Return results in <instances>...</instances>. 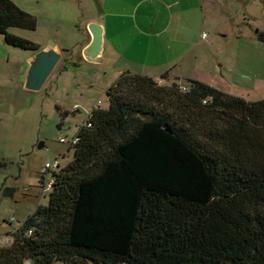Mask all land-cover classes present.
Returning a JSON list of instances; mask_svg holds the SVG:
<instances>
[{"label":"trees","instance_id":"obj_1","mask_svg":"<svg viewBox=\"0 0 264 264\" xmlns=\"http://www.w3.org/2000/svg\"><path fill=\"white\" fill-rule=\"evenodd\" d=\"M14 27L38 18L0 0L6 43L41 49ZM184 82L112 83L0 264H264V98Z\"/></svg>","mask_w":264,"mask_h":264},{"label":"crops","instance_id":"obj_2","mask_svg":"<svg viewBox=\"0 0 264 264\" xmlns=\"http://www.w3.org/2000/svg\"><path fill=\"white\" fill-rule=\"evenodd\" d=\"M13 1L34 14L39 27L46 25L51 35L47 41H36L41 48L55 41L63 50L65 61L56 76L58 81L64 73L72 72L70 66L75 75L85 67L86 74L90 73L101 84L107 83L104 92L122 74L132 72L153 78L165 75V82L197 79L225 92L257 100L231 88L234 77L238 76L233 62H239L240 50L264 51V0ZM42 19L46 20L44 24ZM91 22L103 27L102 52L96 60H87L83 55L92 41L88 28ZM0 50L5 53L0 55L1 61L7 55L8 62L15 60V68L10 72L16 71L21 82V67L30 52L8 45L3 36H0ZM63 77L66 78L63 82L69 84L71 77L65 74ZM254 77L258 76L254 74ZM71 86L69 93L78 95L79 90L75 89L78 84L75 88ZM80 96L82 100H76L70 107L60 106L66 116L83 113L84 109L89 111L102 100L98 97L89 102L82 92ZM75 104L81 108L74 110Z\"/></svg>","mask_w":264,"mask_h":264},{"label":"rangeland","instance_id":"obj_3","mask_svg":"<svg viewBox=\"0 0 264 264\" xmlns=\"http://www.w3.org/2000/svg\"><path fill=\"white\" fill-rule=\"evenodd\" d=\"M42 21L44 24L46 20ZM46 23L49 25V22ZM12 30L35 42L47 41L51 35L46 25L38 26L35 30L18 27ZM19 50L33 53L28 49ZM226 51L223 56H226ZM3 54L0 50V55ZM238 54L239 62L233 58V69L238 76L234 77L236 80L231 89L240 91L250 99L264 97V51L256 53L242 49ZM7 56L4 61L0 60V71H4L0 74V242L3 238L9 239V234L39 205L48 203V195L43 191V186L44 182L47 184L52 179L55 169L44 173L45 163L60 159L62 165H65L73 158V149H69L60 139L74 136L88 110L66 116L60 106L66 108L76 100L81 101L80 92L89 102L99 97L102 99L101 106H108V97L104 92L107 83L101 84L99 79L95 80L90 73L86 74L85 67L75 75V70L70 66L69 72H72L64 73L72 78L67 84L63 82L66 80L64 74L59 81L56 77L62 69V60L45 86L39 91H31L20 82L16 71L10 72L11 68H15V60L9 59L8 62ZM254 74L258 77L255 78ZM172 82L167 81L165 84ZM72 84L74 88L78 84L75 88L79 90L78 95L69 93L72 92ZM63 154L66 155L62 157ZM8 187L14 188L12 196L5 195ZM12 216L15 220L11 222L9 218ZM55 264L65 263L56 261Z\"/></svg>","mask_w":264,"mask_h":264},{"label":"water","instance_id":"obj_4","mask_svg":"<svg viewBox=\"0 0 264 264\" xmlns=\"http://www.w3.org/2000/svg\"><path fill=\"white\" fill-rule=\"evenodd\" d=\"M88 28L92 33V41L83 50V55L87 60H96L102 52L103 27L100 23L91 22ZM63 56V50L55 41L31 53L21 67V80L25 88L31 91L41 90L62 61ZM13 193L14 188L5 189L6 196H12Z\"/></svg>","mask_w":264,"mask_h":264},{"label":"built area","instance_id":"obj_5","mask_svg":"<svg viewBox=\"0 0 264 264\" xmlns=\"http://www.w3.org/2000/svg\"><path fill=\"white\" fill-rule=\"evenodd\" d=\"M206 36H207V33H204L203 34V37H206ZM159 80H160V82H164V79H160L159 78ZM184 89H186V88L184 87ZM101 105H102V100H98L97 103H96V105L93 106L89 111H87V116H86V119L83 122V124L86 122L87 118H89V116L92 113L94 107L101 106ZM80 108H81L80 104H75L73 106V109L74 110H79ZM60 140H61V142H63L64 144H66L68 146V148L70 149V148H72L78 142L79 137H78V134H75L74 136H72L70 138H68V137H62ZM61 165H62V163H61L60 159H56V160L51 161V162L50 161H47L45 163V165L43 166L44 173L47 172V171H49V170H51V169L57 170V169H59L61 167ZM52 182H53V180L51 179L47 184L44 183V186H43V191L44 192L47 193V191L50 189V187L52 185ZM9 220L12 222V221L15 220V217L12 216V217L9 218ZM0 243L1 244H7V243H9V239L3 238Z\"/></svg>","mask_w":264,"mask_h":264}]
</instances>
